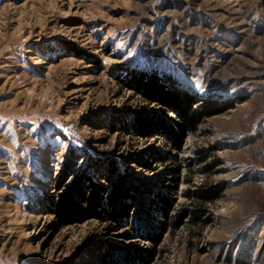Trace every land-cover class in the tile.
<instances>
[{"label": "rangeland", "instance_id": "rangeland-1", "mask_svg": "<svg viewBox=\"0 0 264 264\" xmlns=\"http://www.w3.org/2000/svg\"><path fill=\"white\" fill-rule=\"evenodd\" d=\"M69 145L126 227L48 210ZM0 264H264V0H0Z\"/></svg>", "mask_w": 264, "mask_h": 264}, {"label": "trees", "instance_id": "trees-1", "mask_svg": "<svg viewBox=\"0 0 264 264\" xmlns=\"http://www.w3.org/2000/svg\"><path fill=\"white\" fill-rule=\"evenodd\" d=\"M136 79L135 77L132 80ZM159 78L150 76L144 79L141 75L137 78V82L143 86L139 88L141 93L150 99H155L161 105L168 106L172 109L183 110L184 106L190 105L191 97L188 93H180L175 90H168L159 84ZM145 88V90H144ZM207 110L210 108L205 107ZM189 123L195 121L197 117L188 114ZM154 120L146 118L143 115H138L135 119V127L137 132L144 134L152 131L154 127ZM161 128V124L157 128ZM67 155L63 163L60 173L55 177L53 187L56 190H64L59 193L57 200L50 199V210L60 221H77L81 222L89 218L109 219L119 227H126L125 221L131 212L130 204L126 200L130 196V188L127 186L126 179L123 176H117L111 182L110 190L107 185L97 183L95 178L90 175L87 167V161L81 169L76 171L81 156L78 152L79 148L69 145ZM163 154L156 153L153 158L161 160ZM207 167H210L208 165ZM114 169L110 166L99 175L102 179L109 181ZM69 176H73L72 180L67 184ZM217 193L209 191V189H201L195 194V197L201 199L202 203L212 200ZM204 209L200 206H195L191 213L190 219L192 222L202 221V213ZM204 222V221H203ZM121 234L123 238H127L129 231L127 228Z\"/></svg>", "mask_w": 264, "mask_h": 264}]
</instances>
